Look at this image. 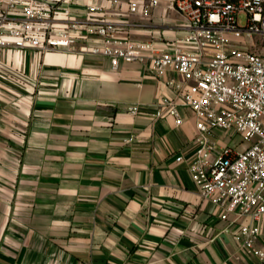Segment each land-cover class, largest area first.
Instances as JSON below:
<instances>
[{
    "label": "crops",
    "instance_id": "obj_1",
    "mask_svg": "<svg viewBox=\"0 0 264 264\" xmlns=\"http://www.w3.org/2000/svg\"><path fill=\"white\" fill-rule=\"evenodd\" d=\"M151 20L136 38L188 30L166 0ZM167 99L173 91L143 66L113 70L80 45L0 48V264H264L224 232L251 219L224 220L201 196L188 169L196 118L177 101L175 125ZM210 137L233 147L222 131ZM257 224L264 251V217Z\"/></svg>",
    "mask_w": 264,
    "mask_h": 264
},
{
    "label": "built area",
    "instance_id": "obj_2",
    "mask_svg": "<svg viewBox=\"0 0 264 264\" xmlns=\"http://www.w3.org/2000/svg\"><path fill=\"white\" fill-rule=\"evenodd\" d=\"M101 1L0 0V48L74 52L80 45L83 52L107 59L113 70L139 64L164 80L176 97L163 104L175 125L183 123L177 101L196 118L199 148L188 165L193 182L204 199L223 209L222 219L231 214L251 219L224 232L264 263L256 244L257 221L264 217V0H166L188 30L149 39L136 38L135 32L155 28L151 18L162 0H107L113 7L123 5L122 11ZM241 13L246 14L243 26ZM129 111L140 112L138 107ZM162 114L160 109L156 116ZM216 130L250 145L242 151L219 145L210 137Z\"/></svg>",
    "mask_w": 264,
    "mask_h": 264
},
{
    "label": "rangeland",
    "instance_id": "obj_3",
    "mask_svg": "<svg viewBox=\"0 0 264 264\" xmlns=\"http://www.w3.org/2000/svg\"><path fill=\"white\" fill-rule=\"evenodd\" d=\"M239 20H240V24H241L242 26L245 25V23H246V14L241 13V14H240V17H239ZM253 39L256 40L257 37H255V38H253ZM253 39H252V40H253ZM252 40H251V41H252ZM251 41L248 40V43H247V44H250ZM231 145H232L233 147H236V148L242 150V149H245L246 147H248L250 144H249V142H247V141H242L241 136L233 135V137L231 138Z\"/></svg>",
    "mask_w": 264,
    "mask_h": 264
},
{
    "label": "trees",
    "instance_id": "obj_4",
    "mask_svg": "<svg viewBox=\"0 0 264 264\" xmlns=\"http://www.w3.org/2000/svg\"><path fill=\"white\" fill-rule=\"evenodd\" d=\"M224 1L229 2V3H236V2H238L240 0H224Z\"/></svg>",
    "mask_w": 264,
    "mask_h": 264
}]
</instances>
